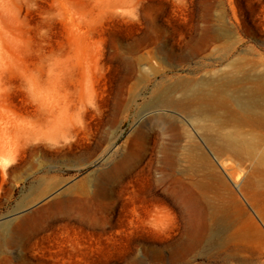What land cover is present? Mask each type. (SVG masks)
Returning <instances> with one entry per match:
<instances>
[{
	"label": "rangeland",
	"instance_id": "1",
	"mask_svg": "<svg viewBox=\"0 0 264 264\" xmlns=\"http://www.w3.org/2000/svg\"><path fill=\"white\" fill-rule=\"evenodd\" d=\"M235 60L264 72V0H0V264H264V148L159 96Z\"/></svg>",
	"mask_w": 264,
	"mask_h": 264
},
{
	"label": "bare ground",
	"instance_id": "2",
	"mask_svg": "<svg viewBox=\"0 0 264 264\" xmlns=\"http://www.w3.org/2000/svg\"><path fill=\"white\" fill-rule=\"evenodd\" d=\"M230 66L218 76L177 81L160 92V100L189 118L181 122L196 145L202 139L223 152L254 155L264 148V72L245 69L236 60ZM177 127L171 121L167 129Z\"/></svg>",
	"mask_w": 264,
	"mask_h": 264
}]
</instances>
